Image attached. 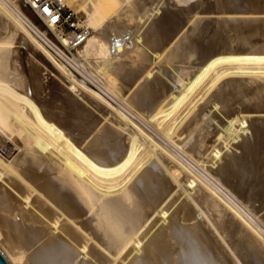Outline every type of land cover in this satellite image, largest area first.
<instances>
[{
	"label": "bare ground",
	"instance_id": "6f19581e",
	"mask_svg": "<svg viewBox=\"0 0 264 264\" xmlns=\"http://www.w3.org/2000/svg\"><path fill=\"white\" fill-rule=\"evenodd\" d=\"M117 1L71 0L93 29L73 44L74 32L45 17L42 31L19 0H0L1 253L8 264H264V50L214 49L192 67V42L154 39L146 15L173 14L177 29L205 1L233 16L220 0Z\"/></svg>",
	"mask_w": 264,
	"mask_h": 264
},
{
	"label": "rangeland",
	"instance_id": "374dc122",
	"mask_svg": "<svg viewBox=\"0 0 264 264\" xmlns=\"http://www.w3.org/2000/svg\"><path fill=\"white\" fill-rule=\"evenodd\" d=\"M220 1H221V7H222L221 11L224 10L223 12L232 13L233 16L231 14H229V15L228 14L227 15L219 14V11L220 10H217L216 13H211V11L214 12V10H210L209 9V6H208V3L209 2H205L204 1V2H200V3H195V6L193 8L194 11L190 10L189 11V14H187V12L186 13L185 12H181V13L179 12L180 14L178 13V18H177L178 19V26H177V29H176V26H174L171 23L174 20V17H172L173 14L168 13V17L167 18H168L169 21L167 20L165 22H160V21H158V19H157V17L155 15L149 13V15L148 14L146 15V20L147 19L150 20V22H149V20H147V22H148V28L151 27V30H152L150 33H153L152 35L151 34L150 35L151 36H154L153 37L154 39H155L156 36L158 38L159 37H162V36H166L165 38H168L169 37L168 39H171L174 36H177L175 38V40H177V38H179V36L180 37H183L185 35L187 37V41L186 42H188V44L190 43V41L192 42V43H190V48L189 49L191 51H193V52H197V55H196V57L194 59H192V62H190L189 64L186 63V65L188 64L189 66H190V64H192L193 65V66L191 65L192 67L197 66V65H199L202 62L201 59H203V57H205L204 54L210 53V54H208L209 56L210 55H214L215 54V51H216V53L218 52L217 50H219L218 53H220V51L221 52H224V50H228L229 47L230 48L231 47L232 48H236V47L237 48H240V47L243 48V47L252 46V47H255L257 50H259V49L260 50L261 49L264 50L263 49L264 48V21L261 20V18H260V17H263L264 18V16H263L264 15V0H220ZM64 2H65V5H66L65 14H64V20L62 21L61 25L59 27H57L58 28V31L61 33V35L62 36H68V35H70L72 33V31H80L83 28L85 30L87 29L88 34L93 35V29L90 26H88V25H87V27L85 26L86 19L83 18L79 14L78 10L73 7V5L71 4V0H64ZM110 2H112V4H110ZM19 4H20L21 9L23 11H25L26 14L30 18L33 19L34 25L36 27H39L42 31H44V30L47 29L46 25L36 16V14H34V12H32V10L26 4H24L23 0H19ZM101 5H103L105 7L106 6H109L112 11L114 9H115L114 11H116L119 8V6H118L119 5V2L117 0H104V3L103 4L101 3ZM163 8H165L164 10L168 11L165 6ZM177 8H179V7L177 6ZM207 11H209V12H207ZM198 12L200 14V17H199ZM107 13H110V12H107ZM194 13H197L198 15L197 14H194ZM238 13H240L241 15L238 14ZM242 13H245L246 15L245 14H242ZM234 14L235 15H238V16L236 17ZM150 15L153 16V17H151ZM195 15H196V17H195ZM124 16H125L124 18H127L128 17L126 15H124ZM230 16H232V17H230ZM155 18H156L157 21H155ZM157 23H161V24L159 25ZM179 23H180V25H179ZM152 25H153V27H152ZM184 25H186V26H184ZM179 26H181V27H179ZM128 27L129 26H126V28L125 27L123 28V31H124V29L126 30V33L124 31L125 35L127 33H128L127 35H129L131 33L128 29L129 28L132 29V27L131 26L129 28ZM159 27H160V29H159ZM166 27H167V29H166ZM174 27H175V30H174ZM154 28H155V30H154ZM182 28H184L185 30L184 29L182 30ZM133 29H132V31H133ZM169 29H171V30H169ZM179 30L180 31L182 30V32L180 33ZM165 31H167V32H165ZM163 32L166 35H164ZM169 32H170V34H168ZM178 33H179V35H178ZM154 34H156V35H154ZM194 37L197 39L196 41H194L195 40ZM193 42H194V44H193ZM200 42L201 43L204 42V45L205 46L203 44H201ZM57 44H58V46L61 45L59 43H57ZM143 44H145V45L143 46ZM147 44H149V46ZM140 45H139L140 47H142V46L144 47L143 49L140 48L142 52L145 49H147V52H148L149 47L152 46L153 44H150V42H144V43H141ZM173 46L174 45H172L171 47H173ZM191 46H193V47H191ZM205 47H206V49H205L206 52H204V48ZM258 47H260V48L258 49ZM261 47H263V48H261ZM60 48H61V50H63V52L67 56H71L73 54L76 55V50L79 49V47H78L77 49L72 50V48L69 45H68V49H70V50L66 49L67 47L66 48L65 47L63 48L62 46H60ZM193 48L195 49V51H194ZM197 48H198V50H197ZM223 48H225V49H223ZM136 49L135 48L133 49V50H135V52H132L131 53V56H133L134 53H135L136 54V57H134L135 59H137L139 57L141 58V56H142L143 53L140 52V49H138V48H136ZM170 49H168V50H170ZM214 49H217V50L214 51ZM222 49H223V51H222ZM252 49H254V48H252ZM150 50H151V47H150ZM153 50H154V48H153ZM200 50H202V51H200ZM66 51H68V53ZM136 52H138L139 55L142 53L141 56H139V55L137 56L138 53H136ZM153 52L156 53V50L153 51ZM200 53H202V54L199 55ZM197 57H199V58H197ZM137 60H138V63H139V66L140 67H141V63L145 62V60L143 61V56H142V60L141 59H137ZM157 60L160 61L159 59H156L155 62ZM142 67L144 69V64H142ZM145 67H147V66H145ZM143 69H142V71H143ZM57 70L59 71V73H61L63 75V77H65L64 74H63V72L60 69L57 68ZM222 72H220V73L223 76H225L226 74H229V73L231 74V76H235V75H238L239 76V74H241V75H243V74L244 75H247L246 74L247 72H245V71L243 73L242 72L231 73L232 71H227V70L226 71L224 70L223 73ZM232 74H235V75H232ZM248 74H249V71H248ZM222 75H221V78L223 79V76ZM226 76H228V75H226ZM66 80H68V79H66ZM212 80H210L209 81L210 83L209 84L207 83L204 88H202V89L199 90L198 95H197V98L195 99V101L193 102L192 105H194V104H196V103L204 100V98H206V93L208 91V88L210 87V85L214 81H217L215 79L213 81ZM69 82H71V84L74 86L75 83H72V81H69ZM62 84H64V83H62ZM77 85L78 84H75V86H74L75 88H77V90L79 89L78 87H81L82 90L80 89L79 91H81L89 99H92L93 98L94 101L96 100V98L94 99V97H92V95H91V92H92L91 89L87 90L88 88L87 89L84 88V85L83 84H80L81 86L80 85L77 86ZM204 94H205V96H204ZM200 97L202 98V100L200 99ZM199 99H200V101H198ZM97 100L98 101H95V102H97V103L99 102L100 105L104 104V103H102V101H99V99H97ZM102 106H104V105H102ZM156 151L160 152V150H156ZM164 153L162 152L163 155H164ZM166 155H168V153H166ZM166 155H164V157H166L167 160H170L169 158H167ZM199 182L200 181H198V183ZM202 184H198L199 186L201 185L200 188L205 193L207 192L206 193L207 195H209V196L211 195L210 197L212 199L215 198L213 200H216L217 197H218L217 194L215 192H213V190H211L208 186H207V188H208L207 189L205 187L206 184H204V183H202ZM212 192H213V194H211ZM219 199L220 198H218V200ZM218 200H216V202H218ZM218 203L221 206L226 205L223 201H221V199L219 200ZM223 207L225 209H227L226 206H223ZM227 211L230 212L228 209H227ZM231 214L233 215L234 213H231ZM236 216L237 215H235V214L233 215V217H235L236 220H238L237 218H239V217H236ZM5 260H6V258H5Z\"/></svg>",
	"mask_w": 264,
	"mask_h": 264
},
{
	"label": "built area",
	"instance_id": "2783aa9c",
	"mask_svg": "<svg viewBox=\"0 0 264 264\" xmlns=\"http://www.w3.org/2000/svg\"><path fill=\"white\" fill-rule=\"evenodd\" d=\"M23 2L32 10V12H34V14H36V16L43 23V17H45L51 23L59 27L62 21L64 20V14L66 9L64 0H23ZM72 32L75 33V35L71 39L73 41V44L78 42V40L83 39V37L86 35L84 28L80 31Z\"/></svg>",
	"mask_w": 264,
	"mask_h": 264
},
{
	"label": "water",
	"instance_id": "95a60500",
	"mask_svg": "<svg viewBox=\"0 0 264 264\" xmlns=\"http://www.w3.org/2000/svg\"><path fill=\"white\" fill-rule=\"evenodd\" d=\"M260 18H261V20L264 21V18L263 17H260ZM0 264H8L7 261L5 260V257L1 253V251H0Z\"/></svg>",
	"mask_w": 264,
	"mask_h": 264
}]
</instances>
